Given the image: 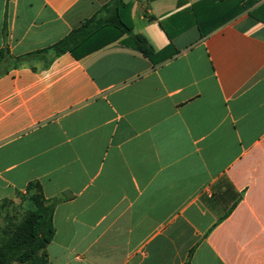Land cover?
<instances>
[{
	"label": "crops",
	"instance_id": "0c3cea01",
	"mask_svg": "<svg viewBox=\"0 0 264 264\" xmlns=\"http://www.w3.org/2000/svg\"><path fill=\"white\" fill-rule=\"evenodd\" d=\"M109 1L0 0V50ZM197 1L126 0L155 64L114 42L0 75V202L30 182L62 199L48 264H264V0L203 37Z\"/></svg>",
	"mask_w": 264,
	"mask_h": 264
},
{
	"label": "trees",
	"instance_id": "16d2710c",
	"mask_svg": "<svg viewBox=\"0 0 264 264\" xmlns=\"http://www.w3.org/2000/svg\"><path fill=\"white\" fill-rule=\"evenodd\" d=\"M255 3L256 0H199L189 7L191 25H195L203 37L247 11ZM131 9L132 4L126 0H110L65 37L46 48L17 57L10 55L7 48L1 49L0 75L22 64L42 63L48 67L55 58L66 53L79 60L114 42L139 52L154 64L157 60H164L165 50L157 55L142 35L133 33ZM260 9H264V6ZM248 14L255 18L254 11ZM160 26L171 41L188 25L175 31L167 29L164 21L160 22ZM167 49H172L171 43ZM24 197L22 222L0 230V264H48L46 247L54 237V211L62 199H45L37 182L28 184Z\"/></svg>",
	"mask_w": 264,
	"mask_h": 264
},
{
	"label": "rangeland",
	"instance_id": "374dc122",
	"mask_svg": "<svg viewBox=\"0 0 264 264\" xmlns=\"http://www.w3.org/2000/svg\"><path fill=\"white\" fill-rule=\"evenodd\" d=\"M25 193L0 202V230L17 225L24 219Z\"/></svg>",
	"mask_w": 264,
	"mask_h": 264
}]
</instances>
